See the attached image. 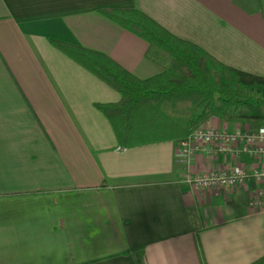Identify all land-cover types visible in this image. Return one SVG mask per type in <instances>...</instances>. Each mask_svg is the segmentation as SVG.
<instances>
[{"label":"crops","instance_id":"1","mask_svg":"<svg viewBox=\"0 0 264 264\" xmlns=\"http://www.w3.org/2000/svg\"><path fill=\"white\" fill-rule=\"evenodd\" d=\"M108 8L141 9L221 62L264 75V0H0V264H249L264 256L263 184L204 189L185 180L258 167L264 157L214 155L210 145L185 157L176 140L121 147L96 107L121 94L51 43L103 52L140 79L163 72L145 40L100 12Z\"/></svg>","mask_w":264,"mask_h":264},{"label":"trees","instance_id":"2","mask_svg":"<svg viewBox=\"0 0 264 264\" xmlns=\"http://www.w3.org/2000/svg\"><path fill=\"white\" fill-rule=\"evenodd\" d=\"M100 12L148 43L163 72L140 79L107 54L59 39L53 46L121 94L96 103L123 148L188 138L211 118L264 124V75L225 64L138 8ZM234 110L235 112H232ZM249 264H264V256Z\"/></svg>","mask_w":264,"mask_h":264},{"label":"built area","instance_id":"3","mask_svg":"<svg viewBox=\"0 0 264 264\" xmlns=\"http://www.w3.org/2000/svg\"><path fill=\"white\" fill-rule=\"evenodd\" d=\"M206 145H210L209 148ZM204 146L207 152L214 155L248 153L264 157V126L257 131H228L205 125L180 141V152L183 156L190 157ZM185 180L190 185L204 189L237 187L249 181L264 185V162L254 168L235 164L223 170L190 173ZM258 197H264V189H259ZM258 203V200L252 201L253 205Z\"/></svg>","mask_w":264,"mask_h":264},{"label":"rangeland","instance_id":"4","mask_svg":"<svg viewBox=\"0 0 264 264\" xmlns=\"http://www.w3.org/2000/svg\"><path fill=\"white\" fill-rule=\"evenodd\" d=\"M232 112H235L234 110H232Z\"/></svg>","mask_w":264,"mask_h":264}]
</instances>
